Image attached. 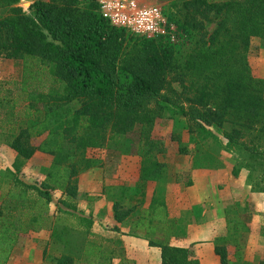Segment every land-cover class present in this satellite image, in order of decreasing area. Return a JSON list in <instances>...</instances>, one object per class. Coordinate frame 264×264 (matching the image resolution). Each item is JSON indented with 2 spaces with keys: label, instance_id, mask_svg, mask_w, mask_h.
Masks as SVG:
<instances>
[{
  "label": "trees",
  "instance_id": "obj_1",
  "mask_svg": "<svg viewBox=\"0 0 264 264\" xmlns=\"http://www.w3.org/2000/svg\"><path fill=\"white\" fill-rule=\"evenodd\" d=\"M172 1L178 12L170 18L192 35L184 48L113 25L99 11L98 0H34L33 14L20 0H0V57L23 60L19 97H0V125L18 127L7 136L17 152L14 170L0 176L12 180L10 187L0 184V248L11 249L9 256L16 236L39 223V205L32 197L48 203L60 189L61 211L79 226L55 227V243L64 252L48 259L111 264V253L90 237L93 219L75 202L78 175L98 164L87 155L89 149L107 145L142 157L143 185L161 180L165 164L153 152L165 147L151 131L163 114L185 122L189 140L176 134L182 153L204 148L211 160L212 151H232L235 177L248 168L264 181V78L253 73L248 58L252 38L264 37V0ZM210 12L219 17L211 32L198 18ZM43 134L40 144L31 141ZM37 150L53 159L45 179L25 182L21 165ZM157 194L150 211L160 218L168 215V207ZM119 205L115 199L114 214L121 220L125 213ZM75 228L85 233L81 245L66 236ZM150 242L162 248L163 264H200L187 247ZM216 253L222 264H230L224 248L216 247Z\"/></svg>",
  "mask_w": 264,
  "mask_h": 264
},
{
  "label": "rangeland",
  "instance_id": "obj_2",
  "mask_svg": "<svg viewBox=\"0 0 264 264\" xmlns=\"http://www.w3.org/2000/svg\"><path fill=\"white\" fill-rule=\"evenodd\" d=\"M33 1L20 0L19 5L26 12L33 14ZM147 2L158 3L173 25L175 37L168 38L169 43L173 47H187L192 35L170 18V14L178 12V5L172 0H147ZM198 18L204 21L209 32L214 30L219 21V17L214 12L201 14ZM248 56L253 73L264 78V37L252 38ZM22 77V59L0 57L1 98L19 97ZM175 86L179 88L177 83ZM26 120L23 119L20 123L26 125ZM12 126V124L0 125V165L15 161L17 157V152L7 141L10 132L18 131V127L12 130ZM176 134H179L184 142H187L191 136L183 119L170 114H163L155 119L151 137L160 141L165 151L155 150L153 153L156 159L165 164V174L159 181L151 182L145 187L141 185L142 193L138 191L139 194L134 199L131 198L130 190L127 195L123 194L121 197H118V193L122 181L133 183L137 179L142 157L123 154L107 145L90 148L87 155L94 157L98 164L79 173L78 193L75 200L93 218L99 217V224L100 216L109 214L112 210L111 202L107 198L113 199L117 195L122 207L134 205L133 207L140 211L147 201L143 191L151 193L155 189L159 193L157 196L159 198L163 196L171 205L173 224L171 229H168L167 237L158 232L152 237L153 241L176 246L184 245L183 247L189 248V256L192 258L197 256V250L202 247L214 246L215 252L216 247H222L228 253L230 264H260L264 260V199L260 198L264 193L261 189L264 181L259 180L258 172L248 168H243L239 176L235 177L232 168L237 162V156L232 151L225 149L219 150L218 153L212 151L211 160L207 159L210 155L209 151L203 147L200 152L190 147L189 153H182L181 142ZM44 137L45 134L36 135L31 141L38 145ZM52 159L51 154L37 150L31 158L23 160L21 170L26 178L43 180ZM212 173L214 176L210 175ZM7 174L3 173L0 176L5 177ZM0 190L2 191L1 188ZM60 192L63 196V191ZM200 193L205 195L203 202H199ZM100 198H105L107 202L100 203ZM66 219L69 221L64 222ZM70 223L79 226L73 218L62 212V226L67 227L66 224ZM98 224L92 225L91 232L92 230L93 232L90 237L93 241L103 244L101 226ZM19 227L21 229L20 223ZM111 231L114 230L109 226L110 236L105 243L110 253H112L110 247L118 241L116 231L113 233ZM66 236L72 237L73 245H81L85 239L83 230L77 228ZM17 237L18 235L15 241ZM10 250L7 252L6 247L5 250L0 248V264H5ZM60 252L61 254L64 252L63 248ZM217 255L220 259V254Z\"/></svg>",
  "mask_w": 264,
  "mask_h": 264
},
{
  "label": "crops",
  "instance_id": "obj_3",
  "mask_svg": "<svg viewBox=\"0 0 264 264\" xmlns=\"http://www.w3.org/2000/svg\"><path fill=\"white\" fill-rule=\"evenodd\" d=\"M12 162H4L0 165V175L3 174L8 168L13 169ZM201 174V173H199ZM214 176L213 173L210 174ZM140 169L138 172V177L133 183H120V190L118 193V197H121L124 193H122V187H126L127 192L132 191L131 198L134 199L139 194L138 191H141V185L143 187L147 186L151 182H155L153 180L148 181L145 185L139 179ZM20 177L25 182H34L36 180H32L26 178L25 174H23V170L20 172ZM0 184H4L6 187L12 186V180L9 178H1ZM203 188H201L202 190ZM1 190H0V204H1ZM147 201L144 204L143 209L139 211V209L129 206H121L119 205L120 210H122L125 215L123 219L119 220L115 217L113 205L114 200H120L117 198L110 199L107 198L108 201L111 202L109 214L101 215L100 223L98 224V218L92 217L88 214L80 204L76 202L78 210L83 212L85 215H89L93 219V225H100V233L101 238L103 239L102 249L107 250L109 247L105 245V243L109 240V226L116 231L117 234V243L113 244L111 248L112 255V263L111 264H163L162 260V248L158 245L151 244L150 241H153L152 237L156 235L158 232H161L164 237H167V227L173 223V215L171 212V205L163 198L168 207V215L163 217H153L150 211V206L152 204L153 197L156 194L154 192L148 191L146 193ZM203 192V190H202ZM80 195H83L79 192ZM79 195V196H80ZM127 195V193H125ZM200 195L199 202L204 201V196L202 193ZM61 197V192L58 189L54 190L53 199L50 202H46V200L39 198L37 195L32 197L33 202H37L39 205V223L26 231H22L19 233L15 244L12 248L11 254L6 262V264H55L53 260L48 259L49 257L60 256L61 249L64 246L61 243H55L54 231L55 227L61 224L62 211L60 209L59 198ZM264 199V193H262L261 197ZM104 199V200H103ZM100 198V203L105 202V198ZM107 202V201H106ZM135 204V203H134ZM129 210V211H128ZM128 211V212H127ZM127 213V214H126ZM165 225V226H163ZM169 228V227H168ZM114 231H111L113 233ZM93 232V230H92ZM173 235V234H171ZM156 242V241H154ZM172 245V244H171ZM184 246V245H182ZM56 251V253H55ZM48 254H52L49 256ZM199 260L200 264H221L218 255L215 252L214 246L202 247L197 250V256L195 257Z\"/></svg>",
  "mask_w": 264,
  "mask_h": 264
},
{
  "label": "built area",
  "instance_id": "obj_4",
  "mask_svg": "<svg viewBox=\"0 0 264 264\" xmlns=\"http://www.w3.org/2000/svg\"><path fill=\"white\" fill-rule=\"evenodd\" d=\"M99 11L113 25L146 38H174L175 30L164 9L147 0H98Z\"/></svg>",
  "mask_w": 264,
  "mask_h": 264
}]
</instances>
